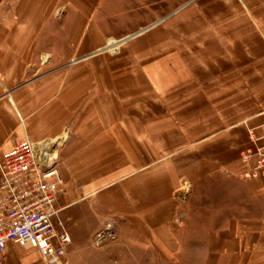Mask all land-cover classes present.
Returning a JSON list of instances; mask_svg holds the SVG:
<instances>
[{
	"label": "crops",
	"instance_id": "obj_1",
	"mask_svg": "<svg viewBox=\"0 0 264 264\" xmlns=\"http://www.w3.org/2000/svg\"><path fill=\"white\" fill-rule=\"evenodd\" d=\"M170 1L0 0V155L58 144L68 264L264 263V177L240 156L264 134V0ZM219 180L246 219L203 245L176 219ZM107 223L117 240L93 248ZM4 260L43 264L17 243Z\"/></svg>",
	"mask_w": 264,
	"mask_h": 264
},
{
	"label": "built area",
	"instance_id": "obj_2",
	"mask_svg": "<svg viewBox=\"0 0 264 264\" xmlns=\"http://www.w3.org/2000/svg\"><path fill=\"white\" fill-rule=\"evenodd\" d=\"M264 127V113H263ZM252 146L243 150L241 159L251 164L250 177H264V134H251ZM49 146L27 140L0 155V264H5L9 243L39 250L43 264H68L67 247L71 237L59 232L54 223L58 199L65 194L57 157L48 160ZM117 240L112 223H107L90 239L93 248H103Z\"/></svg>",
	"mask_w": 264,
	"mask_h": 264
},
{
	"label": "rangeland",
	"instance_id": "obj_3",
	"mask_svg": "<svg viewBox=\"0 0 264 264\" xmlns=\"http://www.w3.org/2000/svg\"><path fill=\"white\" fill-rule=\"evenodd\" d=\"M179 1L183 2L184 0ZM186 1L188 4L194 0ZM170 2L171 4H174L177 3L178 0ZM172 10L174 11L176 9L171 7L170 11ZM116 42L118 41H112L108 46H111ZM35 58L37 64L40 67L42 66V68H45V66L49 64V61L43 62L40 55H36ZM57 150H59V148ZM186 193V197L183 200L184 203L182 204L183 213L179 216V219L176 220L179 224L186 225V230L191 235H194V232H197L196 235L203 240V245L206 240H208L210 232L223 229L230 222L235 221L241 224L243 220L246 219V216L244 217L243 214L244 199L242 185L219 180L218 182H215V185L207 182L191 186ZM258 216V205H256L255 207H252L251 218ZM238 234L240 235V238H242V231L238 232ZM203 252L205 254V248H203Z\"/></svg>",
	"mask_w": 264,
	"mask_h": 264
},
{
	"label": "bare ground",
	"instance_id": "obj_4",
	"mask_svg": "<svg viewBox=\"0 0 264 264\" xmlns=\"http://www.w3.org/2000/svg\"><path fill=\"white\" fill-rule=\"evenodd\" d=\"M47 151H48V154H49L48 157H47V159L48 160H52L53 159L52 156H51L52 153L49 151V149Z\"/></svg>",
	"mask_w": 264,
	"mask_h": 264
}]
</instances>
